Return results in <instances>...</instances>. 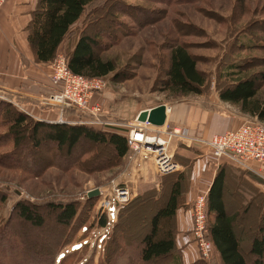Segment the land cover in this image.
<instances>
[{
  "label": "rangeland",
  "instance_id": "obj_1",
  "mask_svg": "<svg viewBox=\"0 0 264 264\" xmlns=\"http://www.w3.org/2000/svg\"><path fill=\"white\" fill-rule=\"evenodd\" d=\"M82 27L91 36L97 30L102 32L97 51L114 61L115 73L103 78L106 85L96 99L112 109L122 122H132L142 109L158 104L173 107L184 101L198 106L209 103L217 110L223 103L222 107L231 113L250 118L238 106L219 98V91L233 86L236 71H244L241 77L255 80L256 98H264V80L260 76L264 72V0H95L86 7L72 33H78ZM70 40L71 36L64 46L70 45ZM177 44L188 50L206 78L200 94L174 96L162 89L169 51ZM44 71L45 67L39 68V87L34 89L39 98L25 96L13 101L8 94L0 93L1 264L12 260L14 264H221L212 244L209 255L202 256L192 229L195 198L207 186V182L201 186L194 174L197 160L210 157L205 148L174 140L170 149L181 167L142 183L133 180V187L120 182L132 156L129 148L124 158H118L111 145L86 139H81L70 153L49 141H42L38 148L29 139L17 147L7 142V120L11 116L7 112L11 110L27 114L32 122L80 126L59 123L58 108L40 102L51 91ZM74 115L67 112L63 118ZM138 154L150 156L144 152L134 156ZM211 163L210 166L217 167L225 164L230 169L225 177V206L228 214L235 217V230L245 257L251 259L248 249L252 240L264 235V179L215 158ZM205 176L207 181L211 174L206 172ZM179 177L181 196L177 210L180 217L186 218L180 221L179 232L176 217L172 219L175 251L151 263H142L138 242L149 232L155 211L167 197L171 183ZM115 185L127 187L130 197L106 210L104 202L112 198ZM94 189L100 194L88 198L87 193ZM20 200L42 205L72 201L77 204V215L67 227L58 226L50 212L44 215L42 229L18 224L19 231L13 230L15 217L11 209ZM103 217L107 224L101 227L99 220ZM207 218L209 223L210 216ZM188 222L190 229H186ZM162 225L164 231L167 224ZM12 230L15 236H6V231ZM35 237L38 242H45L44 247L35 249L33 254L24 252V243ZM203 237L210 242L207 230ZM17 250L21 251L18 256ZM56 252L59 253L55 257Z\"/></svg>",
  "mask_w": 264,
  "mask_h": 264
},
{
  "label": "trees",
  "instance_id": "obj_2",
  "mask_svg": "<svg viewBox=\"0 0 264 264\" xmlns=\"http://www.w3.org/2000/svg\"><path fill=\"white\" fill-rule=\"evenodd\" d=\"M93 1L95 0H38L27 28V42L33 51L36 63H51L61 44L71 36L70 45L64 46V53L72 73L88 78H99L106 77L115 71L114 61L98 54L97 48L102 32L97 30L91 36L85 32L86 28L82 27L78 33H72L73 27L81 20L86 7ZM244 73V71L234 72L236 80L233 86L219 91V98L223 102L238 106L242 114L256 117L264 123V98L259 100L256 98L255 80L248 76L241 77ZM260 76L264 80V72H261ZM113 77H116V74ZM205 79L195 59L183 45L177 44L171 47L163 91L174 96L200 94L205 85ZM12 111L7 112L11 113L7 120L9 136L7 142H10L13 147L20 146L27 139L31 141L34 148H38L42 141H49L66 153H70L81 139H86L93 143L111 145L118 158H124L127 154L125 129L107 128L104 130L111 132H100L81 125L32 122L27 114ZM3 142L7 143L5 140ZM210 156L213 158L211 154ZM227 170L230 171L225 164L218 165L207 192H200L206 195V214L210 216L209 223L207 218L206 230L210 243L221 264H264V235L252 240L248 249L251 259H247L235 230V217L229 215L226 210L224 187ZM180 196L181 178L179 177L171 183L167 197L155 211L149 232L138 242L140 262L151 263L175 251L176 244L171 222L179 207ZM76 205L72 201L45 205L25 200L17 201L11 209V214L15 217L13 230L19 231L18 224H25L32 229H42L45 225L44 215L50 212L54 215L58 226L67 227L77 215ZM162 223L167 224L164 231ZM106 224L104 217L99 220L101 227ZM13 230L6 231V236L11 234L15 236ZM37 239L35 237L30 242L24 243L23 251L33 254L35 249L43 248L45 242L43 240L38 242ZM2 246L4 248V245ZM59 252H56L55 257ZM15 253L18 256L21 251L17 250ZM176 263H178V257H176ZM9 264H14L13 260Z\"/></svg>",
  "mask_w": 264,
  "mask_h": 264
},
{
  "label": "built area",
  "instance_id": "obj_3",
  "mask_svg": "<svg viewBox=\"0 0 264 264\" xmlns=\"http://www.w3.org/2000/svg\"><path fill=\"white\" fill-rule=\"evenodd\" d=\"M6 0H0V9ZM44 74L51 86L49 95L40 102L51 104L58 108V122L79 124L98 128H115L126 130V143L132 150V158L137 152L150 154L156 173L167 175L179 167L171 152V143L187 141L197 144L213 158L224 161L232 167L245 172L258 174L264 179V123L251 116L235 127H230L221 134L210 138L191 136L186 128L171 127L167 116L165 124L160 127L147 121H139L138 114L132 122H122L112 109L105 108L96 96L101 92L106 81L104 77L88 78L72 73L67 65V57L63 52H57L54 60L45 65ZM166 106L170 113L171 107ZM67 112L75 113L70 119L63 118ZM156 149V150H155ZM254 164H257L256 167ZM261 168V169H259ZM130 197L125 186H114L113 196L104 202L106 210H110L115 202H124ZM193 232L197 239L203 257L209 255L211 243L205 241L206 230V195L198 194L193 205Z\"/></svg>",
  "mask_w": 264,
  "mask_h": 264
},
{
  "label": "crops",
  "instance_id": "obj_4",
  "mask_svg": "<svg viewBox=\"0 0 264 264\" xmlns=\"http://www.w3.org/2000/svg\"><path fill=\"white\" fill-rule=\"evenodd\" d=\"M37 3L38 0H6L0 9V93L8 94L13 98V101L25 96L34 99L39 98V94L35 93L36 87H39V68L48 65L35 62L33 51L27 42V28ZM73 44L74 42L71 44V48ZM63 49L64 42L57 52H63ZM26 62L28 67H26ZM206 104L208 105L198 106L186 101L177 103L171 107L170 112L172 113H170L168 124L171 127L188 129L191 136L210 138L214 134L225 132L230 127L238 126L247 119L243 115L231 113L225 106L222 107L223 103L219 105L221 108L219 110L210 107L209 103ZM206 153L208 154L207 151ZM210 157L206 155V158L198 159L194 169V174L200 185L203 186V183L207 182L206 192L217 168L215 163V165L210 166L212 164V157ZM152 167V160L149 155L138 154L133 156L129 159L128 168L125 171L127 174L121 175L120 182L124 181L125 185L135 187L133 180L142 183L156 176L157 173ZM206 172L211 174L207 181ZM257 176L259 175L257 174ZM178 214L177 210L175 224L179 232L181 229L180 221L183 219L185 221L186 217H180ZM186 225V229H190V222ZM192 256L193 254H191Z\"/></svg>",
  "mask_w": 264,
  "mask_h": 264
},
{
  "label": "water",
  "instance_id": "obj_5",
  "mask_svg": "<svg viewBox=\"0 0 264 264\" xmlns=\"http://www.w3.org/2000/svg\"><path fill=\"white\" fill-rule=\"evenodd\" d=\"M139 121H147L151 125L160 127L165 124L166 121V106L165 104H158L149 109H142L138 114ZM100 194L98 189H94L87 193V197H96Z\"/></svg>",
  "mask_w": 264,
  "mask_h": 264
},
{
  "label": "bare ground",
  "instance_id": "obj_6",
  "mask_svg": "<svg viewBox=\"0 0 264 264\" xmlns=\"http://www.w3.org/2000/svg\"><path fill=\"white\" fill-rule=\"evenodd\" d=\"M167 112H168V111H166V118H167ZM155 150H156V149H155Z\"/></svg>",
  "mask_w": 264,
  "mask_h": 264
}]
</instances>
